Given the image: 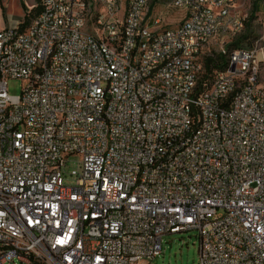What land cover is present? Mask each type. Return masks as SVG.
I'll return each instance as SVG.
<instances>
[{
  "label": "built area",
  "instance_id": "1",
  "mask_svg": "<svg viewBox=\"0 0 264 264\" xmlns=\"http://www.w3.org/2000/svg\"><path fill=\"white\" fill-rule=\"evenodd\" d=\"M36 1L24 29L0 28V264H140L189 231L197 264H264V86L233 37L199 45L226 36L196 8L219 0L175 3L185 16L167 28L145 25L146 1L91 0L88 20L82 0ZM245 20L229 16L234 36ZM214 54L229 70L190 93L197 55Z\"/></svg>",
  "mask_w": 264,
  "mask_h": 264
},
{
  "label": "rangeland",
  "instance_id": "2",
  "mask_svg": "<svg viewBox=\"0 0 264 264\" xmlns=\"http://www.w3.org/2000/svg\"><path fill=\"white\" fill-rule=\"evenodd\" d=\"M172 0H149L148 11L145 17L157 16L160 18L159 28H167L180 23L184 16L182 10L168 8ZM234 4L233 13L240 12L245 15L246 20L242 28L230 29L227 37H233L229 44L242 38L238 47L251 49L255 53L258 67L257 79L264 86V0H237ZM36 0H0V28L5 26H20L23 17L28 14L29 22L35 16L31 9L36 6ZM39 6V5H38ZM258 7L256 11L253 8ZM153 25V24H152ZM227 42V40H225ZM228 44V45H229ZM227 45V47H228ZM229 48V47H228ZM203 56V55H202ZM197 62H202L201 58ZM198 78H199V73ZM202 75V73H201ZM21 80L10 79L8 81V93L18 95L21 89ZM77 157H70L67 163V170L76 169ZM198 233L197 231L182 232L164 235L162 239V252L151 258L145 259L146 264H197L198 261ZM16 264H21L17 262Z\"/></svg>",
  "mask_w": 264,
  "mask_h": 264
},
{
  "label": "bare ground",
  "instance_id": "3",
  "mask_svg": "<svg viewBox=\"0 0 264 264\" xmlns=\"http://www.w3.org/2000/svg\"><path fill=\"white\" fill-rule=\"evenodd\" d=\"M146 1V6L148 0ZM181 0H172L171 7L174 9L182 10L185 16V9H180V4H175ZM236 0H219V10H217V5L215 3H208V1H196V8L198 10L205 11L207 18L218 19L214 21V29H221L222 27H228L226 29V35L229 34L230 29H235V27H229V16L230 21H237V14L233 13V8ZM39 8H43V1H37ZM88 19V10L86 0H82V11H81V20ZM188 20H195V12H188ZM151 21V20H150ZM157 21H160V18L157 17ZM92 22H99V15L92 19ZM154 25L156 24V16L152 18V21L146 22L145 25ZM243 23L238 24V29L242 28ZM225 40L226 36H219L218 38L208 37H199V45H208V48H215L219 45H224L227 43ZM147 51V42H139L136 45L134 52V59L136 61H145V53ZM197 53H204V46H197ZM202 55H197V61ZM227 60V67L224 70H218L217 73H224L225 70H229L231 63V55L223 54ZM202 60V58H201ZM256 71L258 73V67L256 63ZM198 72H191V85L190 93H197V81H198ZM214 84V75L209 86ZM185 108H192V100H185ZM174 226H181V219H174ZM10 250H19L18 241H10ZM0 256H3V248H0ZM35 264H49V258L42 256H35Z\"/></svg>",
  "mask_w": 264,
  "mask_h": 264
},
{
  "label": "trees",
  "instance_id": "4",
  "mask_svg": "<svg viewBox=\"0 0 264 264\" xmlns=\"http://www.w3.org/2000/svg\"><path fill=\"white\" fill-rule=\"evenodd\" d=\"M257 8L258 7L253 8V11H256ZM31 10L34 11V14L36 15L38 13V11H39L38 4H36V6L33 7ZM23 18H24L23 22L19 26L20 29H24L29 23L28 14H25ZM242 38L231 42L228 45V47H229L228 49L232 50V49L238 48ZM202 62H203L204 70L202 72L201 77H200V74H199V78H198V81H197V86L202 81H204V86H209L210 83H211V80L213 78V75H212L213 71L214 70H217V71L218 70L219 71L220 70H224L227 67V60H226L225 56L222 57L221 55H218V54H214L212 56H205V57L203 55L202 56Z\"/></svg>",
  "mask_w": 264,
  "mask_h": 264
},
{
  "label": "crops",
  "instance_id": "5",
  "mask_svg": "<svg viewBox=\"0 0 264 264\" xmlns=\"http://www.w3.org/2000/svg\"><path fill=\"white\" fill-rule=\"evenodd\" d=\"M236 2H237V0H236ZM86 3H87V10L88 11H90V9H92V2H91V0H86ZM148 4H149V0H148ZM235 7H236V3H235ZM97 15H92V19L93 18H95ZM155 17V16H154ZM152 18L153 17H147L146 18V21H148L149 23L152 21ZM88 20V19H87ZM151 20V21H150ZM140 264H146V261H144V262H141Z\"/></svg>",
  "mask_w": 264,
  "mask_h": 264
},
{
  "label": "water",
  "instance_id": "6",
  "mask_svg": "<svg viewBox=\"0 0 264 264\" xmlns=\"http://www.w3.org/2000/svg\"><path fill=\"white\" fill-rule=\"evenodd\" d=\"M232 70V69H231Z\"/></svg>",
  "mask_w": 264,
  "mask_h": 264
}]
</instances>
